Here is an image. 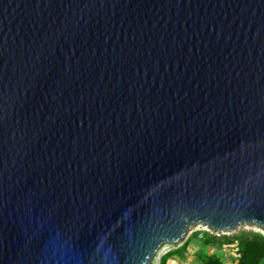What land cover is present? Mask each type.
<instances>
[{
	"label": "water",
	"instance_id": "95a60500",
	"mask_svg": "<svg viewBox=\"0 0 264 264\" xmlns=\"http://www.w3.org/2000/svg\"><path fill=\"white\" fill-rule=\"evenodd\" d=\"M264 233V0H0V264H158Z\"/></svg>",
	"mask_w": 264,
	"mask_h": 264
},
{
	"label": "trees",
	"instance_id": "16d2710c",
	"mask_svg": "<svg viewBox=\"0 0 264 264\" xmlns=\"http://www.w3.org/2000/svg\"><path fill=\"white\" fill-rule=\"evenodd\" d=\"M191 239L199 243V247H211L227 249L233 252L232 264H263L264 263V236L257 232H242L231 236H211L206 232L197 231L191 234ZM191 240V241H192ZM189 241L174 251L165 253L158 259V264H169L171 259L175 258L183 262L185 257L180 255L187 251ZM239 257H236V256ZM187 260V259H185ZM197 264H225V261L215 253L211 255L200 254L197 252L192 259ZM189 262V260H187Z\"/></svg>",
	"mask_w": 264,
	"mask_h": 264
},
{
	"label": "rangeland",
	"instance_id": "374dc122",
	"mask_svg": "<svg viewBox=\"0 0 264 264\" xmlns=\"http://www.w3.org/2000/svg\"><path fill=\"white\" fill-rule=\"evenodd\" d=\"M199 232V231H204L202 228H197V229H193V230H190L188 233H187V236H190L191 235V233H194V232ZM251 231H253V232H257V233H260V234H262L263 236H264V233L258 228V227H256L255 225H247V224H242V225H240V226H238L236 229H234V230H232V231H229L230 233L228 234L229 236H231V235H236V234H239V233H242V232H251ZM217 237V236H216ZM219 237V236H218ZM193 244L194 245H199V243L197 242V241H193ZM169 249H171V248H169ZM196 248H194V250H195ZM199 249H200V254H202V255H204V254H207V252L209 251V253L210 254H212L215 250H217V251H215L216 253V255L217 256H220L221 258H223V260L226 262L228 259H232L230 256H232L233 257V252L231 253H229L228 251L226 252V251H223V249H221V250H218V249H214V248H208V247H199ZM167 251V250H166ZM163 253H165V252H163ZM162 253V254H163ZM226 253V254H225ZM229 253V254H228ZM161 254V255H162ZM160 255V256H161ZM228 255V258H226V256ZM159 256V257H160ZM181 257H185V259H187V258H189V254L186 252H183L181 255H180ZM190 257H193V255L191 254L190 255ZM187 260H189V259H187ZM184 262H187L186 260L184 261ZM231 262V261H230ZM194 264H197V263H194ZM264 264V263H263Z\"/></svg>",
	"mask_w": 264,
	"mask_h": 264
},
{
	"label": "crops",
	"instance_id": "0c3cea01",
	"mask_svg": "<svg viewBox=\"0 0 264 264\" xmlns=\"http://www.w3.org/2000/svg\"><path fill=\"white\" fill-rule=\"evenodd\" d=\"M192 234V233H191ZM189 241V244H188V246H187V253L189 254V258H187V259H189V262H184L185 261V259L183 260V262H180V261H178L177 259H175V258H173V259H171V261L169 262V264H194V262L192 261V259H193V257H194V254H196L197 252H199V245L197 246V245H194L193 244V241L194 240H192L191 239V235L190 236H187L186 235V237L184 238V241H182L180 244H178L177 246H174V247H172L171 249H168L167 251H165V253H168V252H171V251H174V250H176V249H180L184 244H185V242L186 241ZM192 240V241H191ZM194 248H196L195 250H194ZM208 248H210V247H208ZM215 249V248H214ZM221 250V249H220ZM215 251H217V250H215ZM213 252L212 254H214V253H216V252ZM223 251H228L229 252V250H227V249H223ZM185 252V253H186ZM165 253H163L162 255H164ZM230 253V252H229ZM228 253V254H229ZM193 255V257H190V255ZM226 254V253H225ZM161 255V256H162ZM207 255H211L210 253H209V251L207 252ZM160 256V257H161ZM159 257V258H160ZM230 257H232V256H230ZM226 258H228V255L226 256ZM232 259H228L226 262H225V264H232V262H230ZM187 261V260H186Z\"/></svg>",
	"mask_w": 264,
	"mask_h": 264
},
{
	"label": "built area",
	"instance_id": "2783aa9c",
	"mask_svg": "<svg viewBox=\"0 0 264 264\" xmlns=\"http://www.w3.org/2000/svg\"><path fill=\"white\" fill-rule=\"evenodd\" d=\"M204 231L203 232H206L208 233L209 235L211 236H229L228 234L230 233L229 231H220V232H214L208 228H202ZM236 257H239L238 255Z\"/></svg>",
	"mask_w": 264,
	"mask_h": 264
}]
</instances>
